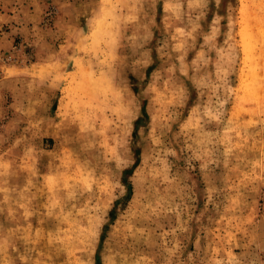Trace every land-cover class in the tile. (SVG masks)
<instances>
[{
  "label": "rangeland",
  "instance_id": "rangeland-1",
  "mask_svg": "<svg viewBox=\"0 0 264 264\" xmlns=\"http://www.w3.org/2000/svg\"><path fill=\"white\" fill-rule=\"evenodd\" d=\"M69 1L0 27V264H264V0Z\"/></svg>",
  "mask_w": 264,
  "mask_h": 264
},
{
  "label": "crops",
  "instance_id": "crops-1",
  "mask_svg": "<svg viewBox=\"0 0 264 264\" xmlns=\"http://www.w3.org/2000/svg\"><path fill=\"white\" fill-rule=\"evenodd\" d=\"M11 3H13V2L11 1ZM75 4H76L75 2H70L69 0H36V1L32 0L31 3H29V5L32 6V8L36 14H34L32 17H30V15H29L28 18L24 21H22V19H20L16 14H14L15 9L12 8L10 5V7H9L10 14H7V13L1 14L0 13V27H1L3 22L7 21L9 23V26L7 27L8 32L5 33L6 35L14 33V32L21 33L23 31H25V33H28L29 31L33 30V28H35L34 26L36 23L41 21L44 12L49 7L53 8L55 11H57L58 18L61 19L67 13H69L71 11V9L74 8ZM0 10H1V8H0ZM33 10L31 9V10H29V12L31 13ZM0 36H2V34H0ZM0 40H1V38H0ZM7 44H8V42H7ZM0 45H1V43H0Z\"/></svg>",
  "mask_w": 264,
  "mask_h": 264
}]
</instances>
